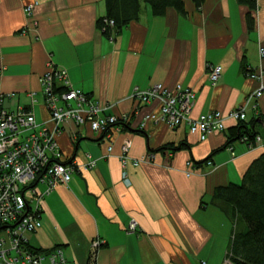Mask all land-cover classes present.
<instances>
[{
    "label": "crops",
    "instance_id": "crops-1",
    "mask_svg": "<svg viewBox=\"0 0 264 264\" xmlns=\"http://www.w3.org/2000/svg\"><path fill=\"white\" fill-rule=\"evenodd\" d=\"M31 2L37 5L28 16L24 6ZM184 11L168 9L165 16L154 17L143 3L137 20L107 37L96 26L106 16L104 0H0V94L15 96L5 99L6 109H32L38 124L47 120L40 77L52 67L64 70L71 86L98 105L101 115L127 117L126 124L106 134L70 123L56 137L61 156L77 170L66 186L43 198L42 225L28 237L35 251L48 255L60 248L67 264H89L91 243L99 241L97 264L227 260L235 223L230 210L225 214L210 200L216 187L241 182L264 149L249 151L232 140L234 157L228 148L221 150L235 120H226L224 131H213L203 141L184 123L170 129L149 123L137 130L159 103L143 105L132 94L158 84L172 91L191 89L195 102L189 118L194 120L244 107L258 84L264 87L259 51H264V0H256L251 20L237 0H204L200 9L195 0H185ZM210 66L222 67L214 85L208 79ZM259 69L260 83L247 78ZM55 83L63 88V81ZM254 104L246 107L247 125L264 143V95L257 109ZM126 142L128 161L123 162ZM213 154L211 164H203ZM134 161L140 166L134 167ZM89 162L95 166L88 168ZM188 163L196 175L186 176ZM131 218L137 229L128 235Z\"/></svg>",
    "mask_w": 264,
    "mask_h": 264
},
{
    "label": "built area",
    "instance_id": "built-area-1",
    "mask_svg": "<svg viewBox=\"0 0 264 264\" xmlns=\"http://www.w3.org/2000/svg\"><path fill=\"white\" fill-rule=\"evenodd\" d=\"M36 5V2L26 4L25 14L30 16ZM259 51L263 57V49ZM221 71L220 66H210V84L214 85L220 79ZM261 71L259 69L249 73V79L260 83ZM56 81L64 82L62 93L55 91ZM40 82L45 107L49 113L48 119L41 124L36 122L32 109H6L3 105L5 99L15 96L10 98L9 95L0 94V264H43L44 259L47 264H67L60 248L48 251L49 254L45 258L28 243V237L35 234L42 225L41 202L45 195L53 192L57 186H66L77 170L74 163L67 162L61 156L56 137L70 123L78 128L86 127L90 132L97 134H106L116 124L127 123V118L123 116L115 117L107 113L101 115L102 111L98 105L89 101L82 91L71 86L64 70L58 71L50 67L40 77ZM258 86L245 101L244 107L234 109L223 116L217 111H212L196 120L189 118L195 101L193 90H182L179 86L172 91L160 84L147 90L136 88L132 96L136 102L143 105L159 103L158 111L144 115L136 129L144 131L149 123H164L169 129L184 123L191 134L198 133L199 139L203 141L213 131H224L226 120L245 122L248 104L254 102L255 109L258 99L264 95L263 84ZM243 141L241 143H246ZM248 143L246 148L250 150L263 147L258 136L253 144L249 141ZM129 147L130 142L121 147L123 162L128 161ZM228 149L231 151V148ZM107 150L111 151L112 147ZM231 153L234 157L232 151ZM146 159L142 161L146 162ZM140 164L139 161L133 162L134 167ZM87 165L88 168H93L95 162H89ZM191 169L190 165V171H184L187 177L192 176ZM122 175L123 180L128 183L126 174L123 172ZM39 186H43L44 191L40 190ZM136 226L137 222L131 218L126 225V233L132 235L137 229ZM100 244L99 241L91 243L89 264H97ZM224 264L230 263L226 261Z\"/></svg>",
    "mask_w": 264,
    "mask_h": 264
},
{
    "label": "trees",
    "instance_id": "trees-1",
    "mask_svg": "<svg viewBox=\"0 0 264 264\" xmlns=\"http://www.w3.org/2000/svg\"><path fill=\"white\" fill-rule=\"evenodd\" d=\"M104 1L106 4V16L101 17L97 21L96 26L107 37L110 34L113 36V34L119 33L124 27L137 20L143 3L149 6L154 17L165 16L168 9L177 11L181 15H184L186 12L184 11L185 0ZM203 1L195 0V5L198 9L201 8ZM237 3L239 6L247 8V19L251 20V13L256 10V0H237ZM247 78L249 79L248 75ZM55 91L62 93L63 88L55 89ZM87 99L89 100L88 97ZM255 109H257V105ZM262 118L263 116L259 119L261 120ZM246 119L245 122H238L235 129L229 131V141L225 148H221V150L228 148L232 144V140L242 142L245 138L246 141L243 142L246 143H242L245 148L249 144L248 141L253 144L258 134L254 132L251 126L247 125L249 123L248 116H246ZM254 121L256 120L251 121L250 125L255 123ZM261 145L263 146L262 149H264L262 141ZM216 153L218 152L215 151L214 154ZM214 154L205 159L203 164L211 163V158ZM210 203L225 214H227L228 210L232 213L231 217L234 220L235 229L227 248L229 263L264 264V150L247 167V171L242 176L241 182L237 184L230 182L216 187ZM37 253L42 254L43 257L47 255L45 252L37 251Z\"/></svg>",
    "mask_w": 264,
    "mask_h": 264
},
{
    "label": "rangeland",
    "instance_id": "rangeland-1",
    "mask_svg": "<svg viewBox=\"0 0 264 264\" xmlns=\"http://www.w3.org/2000/svg\"><path fill=\"white\" fill-rule=\"evenodd\" d=\"M132 96H133V94H132ZM258 100H259V99H258ZM135 101H136V100H135ZM238 108H239V107H238ZM238 108H237V109H238ZM253 108H254V107H253ZM165 126H166V125H165ZM166 127H168V126H166ZM110 147H111V146H110ZM122 147H123V146H122ZM228 148H230V146H229ZM258 148H259V147H258ZM231 151L233 152V148H231ZM249 151H253V149H252V150L249 149ZM189 168H190V165H187V164H186V171L189 172V171H190ZM191 170H192V176H194V175H196V174L198 173V171H194V167H193V169H191ZM234 229H235V224H234ZM234 229H233V231H234ZM233 235H234V234H233ZM226 261H228V259H227ZM226 261H224V263H225ZM224 263H223V264H224Z\"/></svg>",
    "mask_w": 264,
    "mask_h": 264
},
{
    "label": "bare ground",
    "instance_id": "bare-ground-1",
    "mask_svg": "<svg viewBox=\"0 0 264 264\" xmlns=\"http://www.w3.org/2000/svg\"><path fill=\"white\" fill-rule=\"evenodd\" d=\"M127 118V117H126ZM258 137H260V136H258Z\"/></svg>",
    "mask_w": 264,
    "mask_h": 264
}]
</instances>
